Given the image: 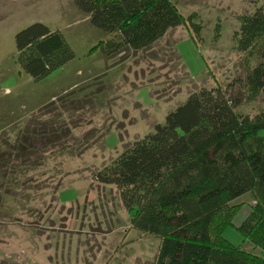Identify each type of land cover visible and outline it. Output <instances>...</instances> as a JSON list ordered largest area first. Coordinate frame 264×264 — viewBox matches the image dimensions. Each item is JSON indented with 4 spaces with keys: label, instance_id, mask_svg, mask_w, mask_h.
<instances>
[{
    "label": "rangeland",
    "instance_id": "obj_1",
    "mask_svg": "<svg viewBox=\"0 0 264 264\" xmlns=\"http://www.w3.org/2000/svg\"><path fill=\"white\" fill-rule=\"evenodd\" d=\"M174 1L183 24L146 49L105 59L96 45L109 36L72 0H0V153H17L11 145L45 124L61 139L0 187V264H154L159 238L135 230L116 188L92 172L196 88L244 77L257 50H238L240 18L264 7V0ZM35 21L59 30L74 51L38 81L18 66L14 42ZM244 108L264 109V96ZM18 163L8 167L22 170ZM241 201L235 225L251 197ZM224 235L241 241L234 226Z\"/></svg>",
    "mask_w": 264,
    "mask_h": 264
},
{
    "label": "trees",
    "instance_id": "obj_2",
    "mask_svg": "<svg viewBox=\"0 0 264 264\" xmlns=\"http://www.w3.org/2000/svg\"><path fill=\"white\" fill-rule=\"evenodd\" d=\"M72 2L109 36L96 45L105 59L146 49L185 21L174 0ZM14 42L18 66L34 81L74 58L63 34L39 21L16 32ZM237 48L257 50L244 77L196 88L164 122L92 172V180L116 188L135 230L159 238L154 264H264V109L244 108L264 96V7L240 18ZM42 128L12 144L17 153H0V187L32 164V155L39 160L37 151L61 140L46 124ZM12 158L22 170L8 167ZM245 195L249 210L235 225ZM229 226L239 232V243L224 235Z\"/></svg>",
    "mask_w": 264,
    "mask_h": 264
}]
</instances>
